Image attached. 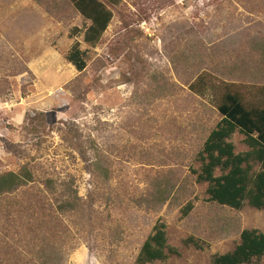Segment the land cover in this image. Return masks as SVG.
Instances as JSON below:
<instances>
[{"label": "rangeland", "instance_id": "rangeland-1", "mask_svg": "<svg viewBox=\"0 0 264 264\" xmlns=\"http://www.w3.org/2000/svg\"><path fill=\"white\" fill-rule=\"evenodd\" d=\"M102 1L92 46L70 0H0V175L34 176L0 201V264H136L160 221L176 254L153 264H213L264 233V211L209 202L194 174L225 94L264 107V0Z\"/></svg>", "mask_w": 264, "mask_h": 264}, {"label": "trees", "instance_id": "trees-1", "mask_svg": "<svg viewBox=\"0 0 264 264\" xmlns=\"http://www.w3.org/2000/svg\"><path fill=\"white\" fill-rule=\"evenodd\" d=\"M73 7L90 26L85 32L84 42L92 46L102 39L113 20V13L107 4L99 0H70ZM114 2V0H110ZM263 53L262 50H254ZM67 60L78 72L87 68L85 52L76 44L69 52ZM261 59L257 61L261 66ZM218 111L222 120L210 133L202 151L199 153L201 164L195 171L197 181L207 184L208 201L221 207L240 211L249 206L257 211H264V107L248 108L237 94L227 93L222 99ZM239 133L245 137L244 143L249 148L245 153H236L231 143L232 137ZM259 166L260 171H255ZM34 182L32 172L23 168L21 172H8L0 175V201L13 195ZM49 184V183H47ZM194 209L188 203L182 209L186 218ZM189 243L197 246L193 239ZM47 255L49 248L41 251ZM51 253L54 261L59 256ZM176 250L168 244L167 226L158 222L153 234L144 242L136 264L166 262ZM264 258V233L256 229H246L240 235V242L235 249L224 255H217L213 264H252ZM53 263V260L50 258Z\"/></svg>", "mask_w": 264, "mask_h": 264}, {"label": "crops", "instance_id": "crops-1", "mask_svg": "<svg viewBox=\"0 0 264 264\" xmlns=\"http://www.w3.org/2000/svg\"><path fill=\"white\" fill-rule=\"evenodd\" d=\"M99 1H102V0H99Z\"/></svg>", "mask_w": 264, "mask_h": 264}]
</instances>
